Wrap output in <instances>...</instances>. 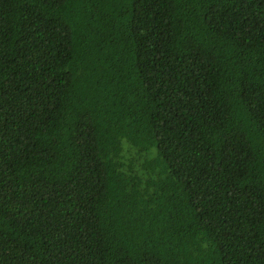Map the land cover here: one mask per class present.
I'll return each mask as SVG.
<instances>
[{"label":"trees","instance_id":"obj_1","mask_svg":"<svg viewBox=\"0 0 264 264\" xmlns=\"http://www.w3.org/2000/svg\"><path fill=\"white\" fill-rule=\"evenodd\" d=\"M0 264H264V0H0Z\"/></svg>","mask_w":264,"mask_h":264}]
</instances>
